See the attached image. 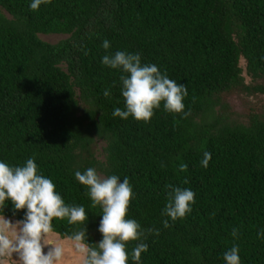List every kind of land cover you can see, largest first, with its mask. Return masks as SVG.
I'll use <instances>...</instances> for the list:
<instances>
[{
    "label": "trees",
    "instance_id": "trees-1",
    "mask_svg": "<svg viewBox=\"0 0 264 264\" xmlns=\"http://www.w3.org/2000/svg\"><path fill=\"white\" fill-rule=\"evenodd\" d=\"M30 3L0 0V161L34 157L66 204L85 207L89 243L103 238L102 210L74 173L127 177L128 218L160 233L143 241L140 264H225L234 244L241 264H264V114L235 119L226 100L239 90L264 96V0H52L38 11ZM41 35L67 38L50 44ZM116 51L139 52L185 84L190 114L161 105L149 123L114 117L124 109L121 72L101 61ZM243 71L261 84L246 86ZM166 184L195 193L192 212L175 222L162 216ZM26 211L9 200L0 215L17 221ZM52 223L62 239L84 227ZM139 242L128 243V264Z\"/></svg>",
    "mask_w": 264,
    "mask_h": 264
},
{
    "label": "clouds",
    "instance_id": "clouds-1",
    "mask_svg": "<svg viewBox=\"0 0 264 264\" xmlns=\"http://www.w3.org/2000/svg\"><path fill=\"white\" fill-rule=\"evenodd\" d=\"M52 0H31L32 11H38L41 5L50 4ZM102 47L107 50L110 42L105 39ZM102 64L121 72V94L124 109L117 107L114 117L149 123L155 111L163 108L173 115L186 118L190 112L185 111L184 100L188 96L187 86L170 79L155 64L142 63L139 52L116 51L105 54ZM104 96L111 95L104 90ZM211 153L205 152L201 166L207 168ZM161 167H165L161 164ZM186 169L181 165L180 170ZM75 179L86 188L85 195L91 200V207L101 208L102 219L98 231L102 239L97 243L88 242V216L83 205L66 204L57 192L53 180L41 174L34 157L28 158L22 166H11L0 161V209L11 201L14 212L26 209L23 219L13 223L0 215V264H10L15 259L18 264H62L64 248L59 244L49 246L48 236L53 231V220H67L70 225L80 224L69 240L75 251L81 255L82 264H128L127 245L140 241L130 253L133 264H140L141 254L148 251L143 241L149 235H159V229H144L138 221L128 218L129 207L134 198L133 187L127 177L123 180L117 175L107 177L98 174L95 168H87L74 173ZM184 184L189 183L187 179ZM167 204L162 216L172 222L183 219L192 212L195 193L189 188L166 184ZM165 228L170 227L168 219L163 221ZM238 235V229H232V236ZM264 237V230L258 233ZM225 264H241L239 247L233 245L223 255Z\"/></svg>",
    "mask_w": 264,
    "mask_h": 264
},
{
    "label": "rangeland",
    "instance_id": "rangeland-1",
    "mask_svg": "<svg viewBox=\"0 0 264 264\" xmlns=\"http://www.w3.org/2000/svg\"><path fill=\"white\" fill-rule=\"evenodd\" d=\"M40 38L50 44H58L60 41L67 38L63 35H41ZM244 62L242 64L243 68ZM244 77L246 76V71H243ZM246 86L252 87L254 89L258 84H261L259 81H254L249 77H245ZM227 102L230 105V110L232 111L235 119L248 121L250 115H263L264 114V96L263 95H254L253 92L249 93L245 90H239L231 93L226 98ZM102 146V144H100ZM9 219V218H7ZM13 223L16 220L9 219ZM49 246H46L44 251L47 253L48 248L52 247L51 244H59L64 248V259L62 264H82V257L78 254L75 249L73 242L69 239H62L59 235L50 233L48 236ZM10 264H18L15 259L10 261Z\"/></svg>",
    "mask_w": 264,
    "mask_h": 264
}]
</instances>
